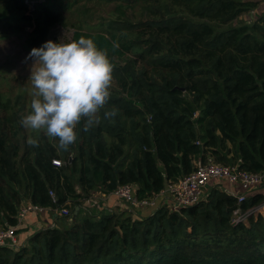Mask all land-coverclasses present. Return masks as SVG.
Listing matches in <instances>:
<instances>
[{
  "label": "trees",
  "instance_id": "obj_1",
  "mask_svg": "<svg viewBox=\"0 0 264 264\" xmlns=\"http://www.w3.org/2000/svg\"><path fill=\"white\" fill-rule=\"evenodd\" d=\"M102 1L113 3L107 16L74 22L72 40L108 49L115 117L88 131L81 121L67 150L43 133L29 145L35 132L24 135L0 94V223L15 225L27 201L71 211L60 227L0 246V264H264V212L233 223L238 197L216 183L178 210L73 213L94 191L133 183L149 196L211 160L264 173V10L235 22L259 0H43L32 46L74 6L86 15ZM262 184L242 209L264 203Z\"/></svg>",
  "mask_w": 264,
  "mask_h": 264
},
{
  "label": "clouds",
  "instance_id": "obj_2",
  "mask_svg": "<svg viewBox=\"0 0 264 264\" xmlns=\"http://www.w3.org/2000/svg\"><path fill=\"white\" fill-rule=\"evenodd\" d=\"M29 57L34 58L29 78L31 107L21 117L23 127L35 132L27 138L29 145H39L43 133L67 150L77 139L81 121L82 130L88 131L102 118L117 115L115 107H105L111 95L113 63L108 49L98 46L92 36L67 42L48 39L33 47Z\"/></svg>",
  "mask_w": 264,
  "mask_h": 264
},
{
  "label": "rangeland",
  "instance_id": "obj_3",
  "mask_svg": "<svg viewBox=\"0 0 264 264\" xmlns=\"http://www.w3.org/2000/svg\"><path fill=\"white\" fill-rule=\"evenodd\" d=\"M42 1L24 0L23 3L26 5L22 6L21 3L14 0H0V94L3 101L8 102L5 112L16 111L18 113V123L26 136L30 134L31 129L23 127L21 117L31 107L33 86L29 78L34 58L29 57V53L33 48L31 41L34 36L32 33L34 26L39 16L42 15L38 10ZM102 3L103 5L89 3L92 11L86 15L82 11H77V6L68 10L67 18L63 22L57 21L55 24L49 25L41 44L48 39L58 40L61 38L64 42L72 40L75 30L74 22L79 19L83 20V17L89 16L90 13L93 16L96 15L97 20L107 16V11L113 6V3L104 1ZM96 10H98L97 13H93ZM263 10L264 0H259L255 9L245 12L235 22L248 21L250 13L254 17ZM112 85H114V81H112ZM128 207L132 209L129 204Z\"/></svg>",
  "mask_w": 264,
  "mask_h": 264
},
{
  "label": "built area",
  "instance_id": "obj_4",
  "mask_svg": "<svg viewBox=\"0 0 264 264\" xmlns=\"http://www.w3.org/2000/svg\"><path fill=\"white\" fill-rule=\"evenodd\" d=\"M53 162L57 165L62 164L61 160L57 158H54ZM211 179L226 180L233 185L231 188L223 187L228 193L238 197L239 205L233 211V223L246 221L252 212L262 211L264 203L248 209H242L240 203L246 199L249 190L261 185L264 180V173L248 171L239 168L237 164H223L213 160L208 163H199L193 171L183 178L177 181H169L165 187L149 196L138 197L136 185L133 183L119 184L109 194L115 195L117 198L135 208L149 207L155 210L161 205H167L172 210H178L182 207L191 206L200 202L207 194V185ZM50 193L56 202L57 197L54 191L50 190ZM33 209L44 210L45 207L27 201L20 207L18 216L23 218L26 212ZM54 209L58 214L70 216L71 211L67 205H62ZM16 225L17 223L15 225L0 223V246L8 245L16 247L20 244L17 237Z\"/></svg>",
  "mask_w": 264,
  "mask_h": 264
},
{
  "label": "crops",
  "instance_id": "obj_5",
  "mask_svg": "<svg viewBox=\"0 0 264 264\" xmlns=\"http://www.w3.org/2000/svg\"><path fill=\"white\" fill-rule=\"evenodd\" d=\"M216 183L217 185H221V187H228L231 188L233 185H231L228 181L222 180V179H211L208 183L207 191H209L213 184ZM220 187V186H219ZM262 191H264V181L262 184V187L260 188ZM90 203V205H89ZM123 200L117 198L115 195L105 193L103 191L97 190L92 193V195L88 198H85L83 200V204L81 208L79 209L81 211V214L88 213V212H105V211H116L119 209H126L128 207V204L124 205ZM127 209H130L133 211V213H139V215L142 214V212H149L153 211L151 208H135L128 207ZM143 210V211H142ZM262 211L264 212V206L262 208ZM62 216L61 214L56 213L54 208L51 207H45L44 210H37L33 209L23 216V218H20L18 216L17 221V237L20 244H25L28 241V238L30 235L43 227L46 226H59L62 224V220L59 217ZM72 217L69 218L67 222H71Z\"/></svg>",
  "mask_w": 264,
  "mask_h": 264
},
{
  "label": "water",
  "instance_id": "obj_6",
  "mask_svg": "<svg viewBox=\"0 0 264 264\" xmlns=\"http://www.w3.org/2000/svg\"><path fill=\"white\" fill-rule=\"evenodd\" d=\"M79 209H80V205H77L76 207H75V210H74V214H77L78 213V211H79Z\"/></svg>",
  "mask_w": 264,
  "mask_h": 264
}]
</instances>
